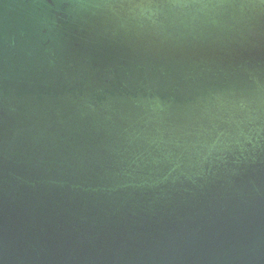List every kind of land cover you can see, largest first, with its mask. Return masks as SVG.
<instances>
[{
    "label": "water",
    "instance_id": "water-1",
    "mask_svg": "<svg viewBox=\"0 0 264 264\" xmlns=\"http://www.w3.org/2000/svg\"><path fill=\"white\" fill-rule=\"evenodd\" d=\"M0 264H264V0H0Z\"/></svg>",
    "mask_w": 264,
    "mask_h": 264
}]
</instances>
